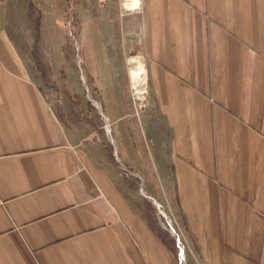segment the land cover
Masks as SVG:
<instances>
[{
  "label": "crops",
  "instance_id": "crops-1",
  "mask_svg": "<svg viewBox=\"0 0 264 264\" xmlns=\"http://www.w3.org/2000/svg\"><path fill=\"white\" fill-rule=\"evenodd\" d=\"M140 2L146 110L92 82L111 150L90 105L88 137L58 116L13 37L26 0H0V264H177L114 159L160 182L199 264H264V0Z\"/></svg>",
  "mask_w": 264,
  "mask_h": 264
},
{
  "label": "rangeland",
  "instance_id": "rangeland-1",
  "mask_svg": "<svg viewBox=\"0 0 264 264\" xmlns=\"http://www.w3.org/2000/svg\"><path fill=\"white\" fill-rule=\"evenodd\" d=\"M26 8L20 21L15 20L11 29L30 65L34 81L48 96L65 125H73L78 137H88L92 131V124L90 126L86 120L87 105H90V121L97 122L100 126L98 136L112 150L110 136L102 128L105 119L96 102L92 82L98 88L106 87L111 82L120 84L125 88L124 98L128 110H132L136 116H141L146 110L147 101L144 104L138 102L132 91L128 69L130 54L141 53L139 10L126 13L121 0H26ZM85 44L92 49V68L86 61ZM114 163L118 172L128 178L132 197L141 206L148 221L174 240L179 264V249L170 222L152 202L156 200L161 210L172 217L173 222L176 219L184 232L179 218L174 215L176 213L171 199L165 194L160 182H155V186L131 174L121 162L114 159ZM186 238L192 248L187 234ZM192 254L188 250L187 263L199 264L195 253Z\"/></svg>",
  "mask_w": 264,
  "mask_h": 264
},
{
  "label": "bare ground",
  "instance_id": "bare-ground-1",
  "mask_svg": "<svg viewBox=\"0 0 264 264\" xmlns=\"http://www.w3.org/2000/svg\"><path fill=\"white\" fill-rule=\"evenodd\" d=\"M121 1H122V6L124 10L126 11V13L128 12L132 13L138 10V9H134L138 0H121ZM144 63H145L144 57L140 53H131L128 58V69H129L131 88H132L133 93L136 94V100H138V102L142 104L146 102V89H145L146 74H145ZM109 130H110L109 127L106 126V132L110 136ZM162 216L166 218L168 221H171L170 216L168 215L166 216L162 215Z\"/></svg>",
  "mask_w": 264,
  "mask_h": 264
},
{
  "label": "built area",
  "instance_id": "built-area-1",
  "mask_svg": "<svg viewBox=\"0 0 264 264\" xmlns=\"http://www.w3.org/2000/svg\"><path fill=\"white\" fill-rule=\"evenodd\" d=\"M106 129V128H105ZM175 222H173V218L171 217V221L170 222V227L172 229V234L176 240L178 249H179V253H178V261L179 264H188L187 261V252L188 250L191 252L192 254V250L189 246L188 240L184 234V232L181 230L180 226L178 225V222L176 221V219H174Z\"/></svg>",
  "mask_w": 264,
  "mask_h": 264
},
{
  "label": "water",
  "instance_id": "water-1",
  "mask_svg": "<svg viewBox=\"0 0 264 264\" xmlns=\"http://www.w3.org/2000/svg\"><path fill=\"white\" fill-rule=\"evenodd\" d=\"M140 7H141V2H140V0H138V2L136 4V6L134 7V9L140 10ZM113 154L117 158L115 151H113ZM152 202L154 203V205L156 206V208L160 211V214L166 216L165 213L160 209L161 208V205L158 202H156V200H154V199L152 200Z\"/></svg>",
  "mask_w": 264,
  "mask_h": 264
},
{
  "label": "trees",
  "instance_id": "trees-1",
  "mask_svg": "<svg viewBox=\"0 0 264 264\" xmlns=\"http://www.w3.org/2000/svg\"><path fill=\"white\" fill-rule=\"evenodd\" d=\"M117 29V28H116Z\"/></svg>",
  "mask_w": 264,
  "mask_h": 264
}]
</instances>
